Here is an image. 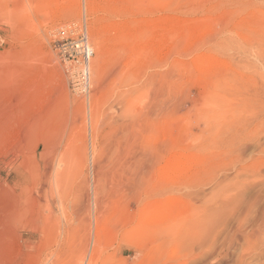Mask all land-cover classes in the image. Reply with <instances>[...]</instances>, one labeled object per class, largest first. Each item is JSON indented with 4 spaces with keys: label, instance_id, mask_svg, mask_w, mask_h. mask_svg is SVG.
I'll return each instance as SVG.
<instances>
[{
    "label": "rangeland",
    "instance_id": "1",
    "mask_svg": "<svg viewBox=\"0 0 264 264\" xmlns=\"http://www.w3.org/2000/svg\"><path fill=\"white\" fill-rule=\"evenodd\" d=\"M63 28L102 62L87 95ZM95 185V264H264V0H0V264H85Z\"/></svg>",
    "mask_w": 264,
    "mask_h": 264
},
{
    "label": "bare ground",
    "instance_id": "2",
    "mask_svg": "<svg viewBox=\"0 0 264 264\" xmlns=\"http://www.w3.org/2000/svg\"><path fill=\"white\" fill-rule=\"evenodd\" d=\"M86 2H87V5L89 6V8H92L93 7V0H86ZM87 8V7H86ZM94 9V8H93ZM93 9H91V10H93ZM83 30V32H85L86 33V31L84 30V28L82 29H80V28H78V29H76V30H71V29H66V28H63V29H61V30H59L55 35V37L57 38V36H59L60 34H59V32L60 31H64V32H69V31H72V32H74V33H76V35H78V33H80L81 31ZM102 33V32H101ZM86 45H87V47H89L90 48V50H91V53H92V55H91V57H90V60L92 59V57H93V55H94V49H93V47L90 45V43H89V41H88V38H87V34H86ZM90 60H89V63H90ZM88 63V71H89V82H88V85H89V88H90V68H89V66H91L92 67V72L95 74V76H96V78L97 79H99V75H100V72H101V70H102V62L101 61H99V60H95L94 62H92L91 64H89ZM73 91H75V90H73ZM85 95H87V94H85ZM93 126V125H92ZM94 128V127H93ZM92 140V139H91ZM94 142V141H93ZM109 147V146H108ZM57 148V147H56ZM59 149V148H58ZM55 150H57V149H55ZM116 150V149H115ZM114 150V151H115ZM54 151V150H53ZM57 152V151H56ZM55 152V153H56ZM44 153V152H43ZM52 153V152H51ZM50 153V154H51ZM57 155V154H56ZM55 155V156H56ZM54 156V155H53ZM54 156V157H55ZM44 158V157H43ZM42 158V159H43ZM114 158V157H113ZM143 158V157H142ZM62 159H63V157L62 156H59V158H58V162H62ZM145 159V158H144ZM184 158H182L181 157V160H183ZM149 160V159H148ZM145 161H146V159H145ZM154 161V160H153ZM153 161H151V163L153 162ZM50 162L51 163H49V166H46L45 167V172L46 173H48L49 174V169L50 168H52V164H53V159H51L50 160ZM135 162V161H134ZM138 162V161H137ZM141 162V161H140ZM143 162V161H142ZM141 162V163H142ZM145 163V162H144ZM155 163V162H154ZM150 164V163H149ZM137 165H139L138 163H137ZM141 165V164H140ZM130 167V166H129ZM141 167H143L142 165H141ZM144 167H145V165H144ZM146 168V167H145ZM143 169V168H142ZM141 168H140V170H142ZM43 170H44V168H43ZM123 170V169H122ZM135 170V169H134ZM133 170V171H134ZM118 171V170H117ZM43 172V171H42ZM135 172V171H134ZM139 171H137L136 173H138ZM125 173V172H124ZM142 173V171H140V174ZM144 173H146V172H144ZM152 173V172H151ZM48 174H44L43 175V178H42V187L43 186H48V189L50 190V192H52V193H54L55 192V194H49V195H51V197H50V199H51V201L53 202V201H56V200H58L59 202H61V199L65 196V190L63 189L64 187H63V181L65 180V178H63V176H62V174H63V171H57V170H55L54 171V174L53 175H49L50 176V180H48V178L49 177H47V175ZM119 174V173H118ZM136 174L134 173V177H137V176H140L139 175V173L135 176ZM143 174H141V176H142ZM64 176H66V175H64ZM130 176H132V175H130ZM141 176H140V178H139V181H140V183H141V180H143V176H145V174L142 176V178H141ZM131 179V178H130ZM133 179V178H132ZM134 179H138V177L137 178H134ZM141 179V180H140ZM126 180V179H125ZM130 181V180H129ZM133 181H135V183L137 182V180H133ZM138 181V182H139ZM131 182V181H130ZM40 184V183H39ZM119 184V183H118ZM137 184V183H136ZM139 185H141V184H139ZM193 184L192 183H189V184H186V185H182L180 188H183V190L184 189H188V188H192L193 186H192ZM38 186V185H37ZM91 186V185H90ZM138 185H136L135 187L136 188H138L137 187ZM95 187L96 188H94V190H93V194H94V197H95V199H94V204H93V210H92V212H91V215H92V224L90 223V218L89 217H91L90 216V213H89V211H87V217H88V224L86 225V233H87V239H86V242H89V240H90V251L88 252L89 254H88V256H87V261H86V263L85 264H95V262H96V255L98 254V249H99V243H98V238H99V236H100V224H101V219L100 218H102V214L100 213L101 211H99V205H98V202H97V200H96V197L98 196V194H99V191H100V189L97 187V185H95ZM130 187V186H129ZM131 187H133V186H131ZM91 188V187H90ZM101 188V187H100ZM43 190V189H42ZM92 190V189H91ZM54 191V192H53ZM13 192V191H12ZM11 193V192H10ZM44 194H46V192L44 193ZM48 194V193H47ZM47 194H46V196H47ZM45 196V197H46ZM40 197V196H39ZM54 197H56V199L54 198ZM37 198V197H36ZM42 199H43V196H42ZM98 199V198H97ZM99 200V199H98ZM259 200V198H258V195L257 196H254L249 202H247L248 203V207L246 208V212L248 213L250 210H251V208L252 207H254V206H256L257 204H258V201ZM40 201H41V199H37V202L40 204ZM263 204H264V201H263ZM59 205H60V203H59ZM15 208V207H14ZM6 211V210H5ZM13 211H14V209H13ZM245 212V213H246ZM14 213H16V212H14ZM102 215V216H101ZM256 221L258 222V221H261L260 222V224H261V227H262V229H264V207L262 206V208L260 207V209H259V216L257 217V219H256ZM173 223V222H172ZM171 224V223H170ZM207 225V222L205 221V220H203V223L201 224V225H198V226H196L192 221H187V222H184V223H182V224H180V225H178V226H176V224H172V225H169L168 227H167V230H172L175 226L176 227H179V229L181 230V232H179V234H180V239H182L183 241H189V240H192L195 236H196V234H197V232H200L202 229H203V227H205ZM56 226H57V224H56ZM205 230V229H204ZM93 234V235H92ZM90 235L92 236V237H90ZM86 255V251H83L82 252V254H81V257L83 258L84 256Z\"/></svg>",
    "mask_w": 264,
    "mask_h": 264
},
{
    "label": "built area",
    "instance_id": "3",
    "mask_svg": "<svg viewBox=\"0 0 264 264\" xmlns=\"http://www.w3.org/2000/svg\"><path fill=\"white\" fill-rule=\"evenodd\" d=\"M56 39V49L63 61L70 66V83L73 90L80 94L89 92L88 63L92 55L86 45V34L83 30L74 32L60 31Z\"/></svg>",
    "mask_w": 264,
    "mask_h": 264
}]
</instances>
